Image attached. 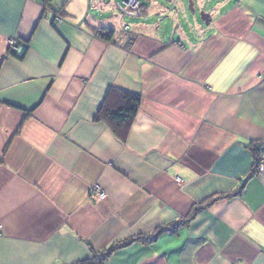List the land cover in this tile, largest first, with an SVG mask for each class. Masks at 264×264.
<instances>
[{
	"label": "crops",
	"instance_id": "1",
	"mask_svg": "<svg viewBox=\"0 0 264 264\" xmlns=\"http://www.w3.org/2000/svg\"><path fill=\"white\" fill-rule=\"evenodd\" d=\"M54 1L0 0V264L140 238L104 264H264V0L173 36L159 3L124 31L112 2ZM111 88L141 97L125 143L95 121Z\"/></svg>",
	"mask_w": 264,
	"mask_h": 264
},
{
	"label": "trees",
	"instance_id": "2",
	"mask_svg": "<svg viewBox=\"0 0 264 264\" xmlns=\"http://www.w3.org/2000/svg\"><path fill=\"white\" fill-rule=\"evenodd\" d=\"M51 1L52 0H44V6H49V3ZM113 35L114 32L110 30H102L99 32V37L106 41H110L113 38ZM140 101L141 97L138 94L111 88L108 91L102 105L100 106L98 112L95 115V121L98 123H104L119 141L125 143L131 124L134 120L136 113L138 112ZM252 147L255 151L256 148H254V145H252ZM256 165H258V162H256ZM235 195L236 194L226 196V199H230ZM180 224H185V222H180L178 225ZM162 232L163 231H159L157 235L161 234ZM142 240L147 239L140 238L133 241H129L128 243L122 245H114L112 248H110L104 253L95 254L90 260L78 262L75 264H104V262H106L110 255L119 248L125 247L126 245H129L132 242Z\"/></svg>",
	"mask_w": 264,
	"mask_h": 264
},
{
	"label": "rangeland",
	"instance_id": "3",
	"mask_svg": "<svg viewBox=\"0 0 264 264\" xmlns=\"http://www.w3.org/2000/svg\"><path fill=\"white\" fill-rule=\"evenodd\" d=\"M105 2L109 3L112 2L114 4V13L118 17H122V24L123 28L128 27L131 28L132 25H141L143 26L145 23L150 22H159V17H155L153 20L144 21L140 14H142L143 6H146L147 9H152V7H156L155 4H161L163 8H165L166 13L164 14V18L162 19L163 27L171 29L170 34L172 36L175 34L177 28L186 27L191 25L193 27L195 25H201L202 28H205L203 22L200 20V13H210L209 9H213L220 0H134L132 1L135 3L136 11H132L131 8L133 7L131 3H124L121 0H104ZM55 1L52 0L51 3ZM123 2V3H122ZM192 4L194 14L191 13L189 7ZM168 9V10H167ZM138 13L136 14V12ZM132 12L135 13L134 15H130ZM183 12V14H182ZM108 14V13H107ZM121 14V15H120ZM177 14V15H176ZM107 17V15H106ZM137 19H131V18ZM140 17V18H138ZM177 18V21H176Z\"/></svg>",
	"mask_w": 264,
	"mask_h": 264
},
{
	"label": "built area",
	"instance_id": "4",
	"mask_svg": "<svg viewBox=\"0 0 264 264\" xmlns=\"http://www.w3.org/2000/svg\"><path fill=\"white\" fill-rule=\"evenodd\" d=\"M124 3H126L125 1H127L128 3H131V5L133 6L131 8L132 11H136V6L135 3H133L132 1L134 0H122ZM138 13V11L136 12V14ZM135 13L132 14V12L130 13V15H134ZM139 14V13H138ZM124 31H127V28H124ZM7 45L9 48L10 52H15L17 50V45H16V41L13 39H8L7 40ZM256 171L258 174H262L264 173V160L260 161L256 167ZM91 194L93 196H95L97 199L99 200H103L105 198V194L104 192L97 186L93 187L91 190Z\"/></svg>",
	"mask_w": 264,
	"mask_h": 264
},
{
	"label": "water",
	"instance_id": "5",
	"mask_svg": "<svg viewBox=\"0 0 264 264\" xmlns=\"http://www.w3.org/2000/svg\"><path fill=\"white\" fill-rule=\"evenodd\" d=\"M191 13L194 14V10L192 9V4H190V7H189ZM200 20L206 25L208 26L210 24V18H209V15L208 14H205V13H200Z\"/></svg>",
	"mask_w": 264,
	"mask_h": 264
}]
</instances>
